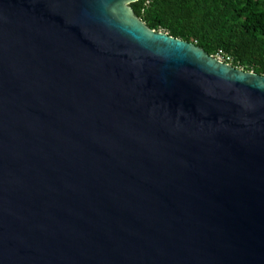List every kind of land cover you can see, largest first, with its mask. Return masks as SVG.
<instances>
[{"label": "water", "instance_id": "1", "mask_svg": "<svg viewBox=\"0 0 264 264\" xmlns=\"http://www.w3.org/2000/svg\"><path fill=\"white\" fill-rule=\"evenodd\" d=\"M138 1L0 0V264H264V76Z\"/></svg>", "mask_w": 264, "mask_h": 264}, {"label": "trees", "instance_id": "2", "mask_svg": "<svg viewBox=\"0 0 264 264\" xmlns=\"http://www.w3.org/2000/svg\"><path fill=\"white\" fill-rule=\"evenodd\" d=\"M151 30L219 51L233 67L264 76V0H141L131 4Z\"/></svg>", "mask_w": 264, "mask_h": 264}, {"label": "built area", "instance_id": "3", "mask_svg": "<svg viewBox=\"0 0 264 264\" xmlns=\"http://www.w3.org/2000/svg\"><path fill=\"white\" fill-rule=\"evenodd\" d=\"M214 57H216L220 61L230 64L228 61H230L231 59L229 57H225V53L223 51H219L218 54Z\"/></svg>", "mask_w": 264, "mask_h": 264}]
</instances>
